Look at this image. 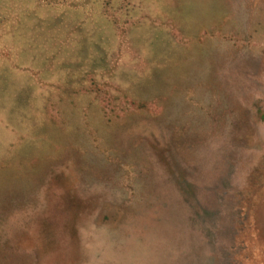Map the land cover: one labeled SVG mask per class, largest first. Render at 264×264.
<instances>
[{"label": "rangeland", "instance_id": "obj_1", "mask_svg": "<svg viewBox=\"0 0 264 264\" xmlns=\"http://www.w3.org/2000/svg\"><path fill=\"white\" fill-rule=\"evenodd\" d=\"M263 153L264 0H0V264L256 262Z\"/></svg>", "mask_w": 264, "mask_h": 264}, {"label": "flooded vegetation", "instance_id": "obj_2", "mask_svg": "<svg viewBox=\"0 0 264 264\" xmlns=\"http://www.w3.org/2000/svg\"><path fill=\"white\" fill-rule=\"evenodd\" d=\"M254 173V172H253ZM257 182L251 183L249 189L257 190L261 187V209L264 211V153L261 155V174L257 172L255 174ZM255 180V181H256ZM257 188V189H256ZM244 191L239 192L235 195L233 199V203L235 206L233 207V214L235 216V237L238 236V240L235 245L230 248L229 255L234 259L233 264H264V221L262 224V232H261V249L258 253V260L253 262L255 259L253 256V249L250 247V244L245 240H248L244 236V225H245V215H252L253 208L255 207L253 203H251L252 199H249V192Z\"/></svg>", "mask_w": 264, "mask_h": 264}, {"label": "trees", "instance_id": "obj_3", "mask_svg": "<svg viewBox=\"0 0 264 264\" xmlns=\"http://www.w3.org/2000/svg\"><path fill=\"white\" fill-rule=\"evenodd\" d=\"M262 118H263V116H262ZM247 192V191H246Z\"/></svg>", "mask_w": 264, "mask_h": 264}]
</instances>
